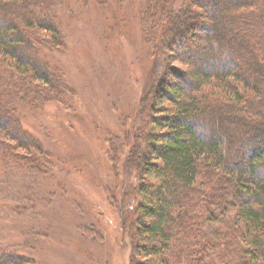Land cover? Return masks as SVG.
Masks as SVG:
<instances>
[{
	"label": "trees",
	"instance_id": "trees-1",
	"mask_svg": "<svg viewBox=\"0 0 264 264\" xmlns=\"http://www.w3.org/2000/svg\"><path fill=\"white\" fill-rule=\"evenodd\" d=\"M75 2L103 9L101 43L125 21L118 6L128 2L155 57L134 125L109 135L114 181L101 184L122 205L120 222L103 209L100 215L128 232L132 262L264 264V0H222L213 8L202 0H0V264H46L40 251L68 240L82 258L88 231L105 236L104 225L79 212L83 197L68 189L75 156L52 135L62 127L52 131V120L40 118L51 132L42 138L27 120L45 116L47 104L74 107L75 89L46 51L66 47L64 16L82 15ZM177 61L195 67L193 80ZM76 134L71 144L83 150ZM128 175L135 184L126 194ZM38 202L54 205L37 211L41 221L15 216ZM77 204L76 215L70 209Z\"/></svg>",
	"mask_w": 264,
	"mask_h": 264
},
{
	"label": "rangeland",
	"instance_id": "rangeland-1",
	"mask_svg": "<svg viewBox=\"0 0 264 264\" xmlns=\"http://www.w3.org/2000/svg\"><path fill=\"white\" fill-rule=\"evenodd\" d=\"M75 5L82 15L79 17L80 20L71 21L72 15L70 12L64 16L67 20L65 26L67 32L65 36L66 47H62L63 50L58 52L50 53L46 51V54L56 64L65 69L67 79L73 89H75L73 92L74 107L68 109L55 103L47 104L45 116H35L34 118L29 115L27 120L34 130H38L42 138H46V133L49 130L43 128L42 122L40 123L39 121L40 118L46 117L47 122L52 120V131H54V126L57 128L56 125L62 127L61 133L56 131L52 135H56L58 146L62 147L63 153L66 151L69 153L73 152L75 156L73 157L74 161L71 160L74 164L69 165L73 172L70 173L68 178L70 179L68 189L76 198L83 197L84 200V204H81L83 210L79 211L80 207L77 204L71 205L70 211H74L76 215L78 211L81 213L86 212L87 215L94 217V223L98 221L102 228L104 225L106 231L104 237L95 234L93 231H88V237L84 238L86 240L84 242L85 246L83 245L84 247H82L85 251L81 249L83 253L85 252L82 258L79 257L81 256L79 252L72 248V246L75 247L73 242L68 240L64 242L66 246L60 249L57 247L49 249V247L45 246L47 249L40 251L41 254L44 253L43 258H38V260H42L46 264H74L72 262L73 258L77 260L79 258L80 261H83L81 264H134L135 262H132L134 261L132 259L133 250H131L132 239L128 236V232L123 228L116 229L114 226H109L100 215V210L103 209L111 215L114 222L116 220L120 222L122 205L120 201L118 203L116 199L111 197V193L101 184L108 179L114 181L111 159H109L107 154V148L111 145L108 139L109 135L114 131L121 132L134 125L136 115L140 110L141 99L148 90L145 86L147 78L145 68L155 62V57H153L152 52H149L142 40L140 18L138 15L133 14L135 9L128 2L118 6V10L123 12L124 16H127L125 21L120 23L119 28H116L113 33L111 32L110 36L104 35V37L109 38L106 43H101V33L97 32V18H101L100 12L103 9L82 7L83 3L75 2ZM64 11L68 12L65 9ZM200 12H203L202 15L209 22L210 18L207 13L203 10H200ZM109 24H104L103 26L106 27ZM199 34H202V32H199ZM205 55L207 57L212 56L210 52L205 53ZM176 64L183 67L193 80L190 75L195 70L193 65L187 67L186 62L178 61ZM148 71L150 72L149 68L146 72ZM158 72L157 68L155 74ZM153 100L154 97L151 95L145 101L146 103L143 106L144 114L148 112L147 109H149L150 113L149 102ZM152 112L151 114L155 116H162L159 111L156 113L155 111ZM50 115L52 118H50ZM151 123L153 122L151 121ZM69 126H74L77 134L73 129H68ZM72 132L77 135L75 145L83 150L76 151L74 144H71ZM49 133L51 134V132ZM56 133L60 134L57 135ZM47 138L49 141L50 137ZM147 147L149 148V146ZM129 148V145H127L122 153L124 157ZM147 151L149 152L150 150L147 149ZM124 157H122V160H124ZM66 162V165H68L69 161ZM76 164L79 168L82 167V172L73 168ZM41 176L43 178L44 174ZM126 178H128L126 190V194H128L134 187L135 180L130 182L129 175ZM121 179L124 180V177ZM129 185H132V187H129ZM34 190L38 192L42 189L37 186ZM1 195L4 196L5 194L2 193ZM125 198H127V195ZM42 203H36L35 209H25L22 212H16L15 216L21 220L39 222L44 219V217L38 216L37 211L41 207L46 208L44 209L45 214L54 208L51 203ZM1 220L3 222L11 221L8 215L5 214H3ZM9 223L13 224V222ZM94 227L97 228V231L99 230L97 224H94ZM13 228L15 227L12 226L11 229ZM13 231L14 235L22 236L19 232ZM82 235L84 236L83 233ZM78 245L80 244L78 243ZM70 249L74 252L73 258H71L72 252H70ZM45 258L48 259L46 260Z\"/></svg>",
	"mask_w": 264,
	"mask_h": 264
},
{
	"label": "bare ground",
	"instance_id": "bare-ground-1",
	"mask_svg": "<svg viewBox=\"0 0 264 264\" xmlns=\"http://www.w3.org/2000/svg\"><path fill=\"white\" fill-rule=\"evenodd\" d=\"M222 0H202V2L206 5H208L210 8L213 6H216L217 4H219ZM212 10V9H211ZM215 10V9H213ZM193 50V49H192ZM194 52V51H193ZM198 52V51H197ZM197 55V59H199L200 61H203L205 58L200 54V52H198Z\"/></svg>",
	"mask_w": 264,
	"mask_h": 264
}]
</instances>
